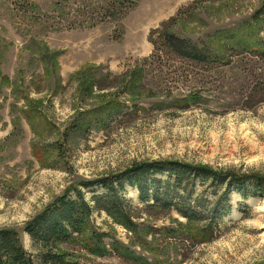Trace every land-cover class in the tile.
<instances>
[{"label": "rangeland", "instance_id": "374dc122", "mask_svg": "<svg viewBox=\"0 0 264 264\" xmlns=\"http://www.w3.org/2000/svg\"><path fill=\"white\" fill-rule=\"evenodd\" d=\"M195 1L138 0L116 21L97 14L110 0H0V229L19 233L34 264H46L50 250L26 225L66 192L77 199L76 188L93 207L88 232L103 234L107 253L71 244L63 247L62 264H264V194L252 182L228 187L200 179L183 192L168 177L151 176L149 203L168 189L173 207L181 200L203 213V221L188 224L177 207L142 212L141 192L123 181L118 187L134 207L136 233L96 206L102 188L80 186L148 160L264 175V104L248 109L244 98L249 53L179 84L172 72L152 67L138 81L129 78L152 53L151 30ZM263 2L201 3L174 30L201 46L218 31L256 46L264 32L251 18ZM192 93L203 98L177 106ZM180 223L199 240L165 233V227L181 232Z\"/></svg>", "mask_w": 264, "mask_h": 264}, {"label": "trees", "instance_id": "16d2710c", "mask_svg": "<svg viewBox=\"0 0 264 264\" xmlns=\"http://www.w3.org/2000/svg\"><path fill=\"white\" fill-rule=\"evenodd\" d=\"M209 1L214 0L195 1L188 7H183L178 10L175 16L163 21L158 27L151 30L148 39L153 46L152 53L142 61L141 66L129 72L130 80L132 82L134 80L138 81L141 77L139 73H143L148 67H152L154 72H172L173 79L176 80L174 84H179L185 81V78L189 80L192 75L200 77L203 74L218 72L223 67L231 65L230 61L235 57L247 52L254 61L244 97L247 104L246 108L250 109L264 104V64H262L264 63V38L261 43L258 41V45L250 47L246 42L238 39L239 33L228 34L226 31H218L209 38L208 42L206 41L201 46L192 39L182 37L175 32L174 28L180 22L191 19L192 13L199 5ZM137 6L138 0H110L107 7H101V11H98L97 14L102 20L108 17L119 21L123 20ZM251 21V24H254L257 28V32H264V2L255 11ZM171 81L170 83H172ZM105 89L106 87H103V90ZM201 98L203 97L198 93H192L184 99L177 100L176 104L186 109L190 104L201 100ZM154 175L168 177L174 183V187L183 192L192 191L196 182L200 179L202 181L211 179L225 182L228 187L233 185L246 186V184L252 182L256 190L264 194V175L260 173H237L234 170L221 171L209 166L177 160L136 162L126 171L91 181H82L80 186L83 189L90 190L95 187L102 188L104 193L93 197L96 206L131 232H137V223L134 221L136 217L131 201L126 198L125 194L120 195L121 190L118 186L122 185L123 181H127L132 187L138 188L141 192V198L146 203L144 208L141 209L142 212L154 211V209L171 211L174 207H177L175 209L181 217L188 221V224L203 221V213L191 208L190 204L188 205L184 201L180 200L181 203L178 202L173 207L171 205L173 201L171 202L168 199V189L164 191L163 196L160 194L153 195V202L149 203V199L145 197L147 194L145 182ZM75 191L77 199L69 197L70 191L66 192L26 225L25 231L36 242L43 244L47 250H50V253L46 256V264H62V262H65L67 252L63 250V247L71 244L79 245L82 250L83 248L87 249L97 256H104L107 253V247L103 242V234L96 237L88 232L93 207L85 198L81 188H76ZM184 225L186 224L180 223L179 225L181 232L175 230V228L165 227V233L175 236V238L179 236V239L186 243L198 239L196 236L194 239L189 232L186 233ZM120 246H114V249L120 256L129 258L128 253L124 254L120 251ZM137 260L140 263L145 262L142 257H136L135 262ZM0 264H34L15 229H0Z\"/></svg>", "mask_w": 264, "mask_h": 264}]
</instances>
